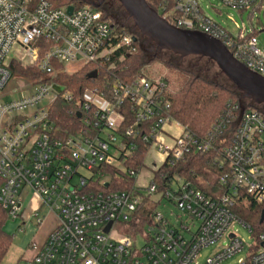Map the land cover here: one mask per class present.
Segmentation results:
<instances>
[{"label":"built area","instance_id":"1","mask_svg":"<svg viewBox=\"0 0 264 264\" xmlns=\"http://www.w3.org/2000/svg\"><path fill=\"white\" fill-rule=\"evenodd\" d=\"M220 1L240 12L264 11V0ZM158 14L176 27L219 40L235 59L264 77V49L253 30L244 26L231 32L205 12L200 0H164ZM135 37L90 5L0 0V94L12 79L13 60L44 74L32 82L31 93L0 102V203L9 216H22L23 191L31 189L40 200L31 212L36 223H44L43 209L58 220L44 243L30 245L33 256L26 264H200L201 251L225 238L233 222L252 231L233 206L242 192L264 201V112L230 104L226 117L198 136L173 117L169 80L141 74L130 82L112 76L106 89L87 88L76 101L81 115L76 132H64L50 119V107L59 96L74 101L73 93L53 79L55 63L69 71V63L110 62L118 53L117 60L122 61L137 51ZM15 48L23 52L21 57H11ZM126 103L134 124L122 130L125 117L120 109ZM126 137L132 139L125 142ZM138 137L148 146L145 160L151 150L160 160L157 165L153 159L149 183L138 186L135 181L126 190L102 189L110 185L113 174L137 180L144 165L136 169L126 162L138 147ZM218 144L223 151L222 194H207L179 173L160 172L155 178L164 164L173 165L191 149L207 153ZM110 167L116 172H108ZM169 203L176 208L174 220L159 210ZM144 206L147 223L131 232ZM118 223L123 227L116 229ZM228 236L230 243L203 264H223L245 248L236 233ZM139 237L144 240L141 246ZM259 241L260 249L238 264H264V231Z\"/></svg>","mask_w":264,"mask_h":264},{"label":"trees","instance_id":"2","mask_svg":"<svg viewBox=\"0 0 264 264\" xmlns=\"http://www.w3.org/2000/svg\"><path fill=\"white\" fill-rule=\"evenodd\" d=\"M50 1L57 6L70 4L76 6L89 5L83 0ZM146 1L158 13L160 4L164 2V0ZM90 6L112 19L119 30L132 33L125 24L114 17H110L101 4H90ZM167 21L174 25L171 19H167ZM136 45L138 47L137 51L133 54H126L122 61L117 60L119 53L113 56V59L117 61L115 67L111 69H109V66L113 59L110 62L89 63L74 71H66L64 64L55 63L57 72L53 79L64 89L71 91L74 96V101L71 102L59 96L51 105L49 116L57 127L67 133L76 132L81 128V120L77 114L79 107L76 101L83 96L87 88L97 86L101 89H106L105 83L109 82L113 78L112 76H118L120 79L130 82L138 75H147L145 70L154 62H161L177 73L178 87L169 94L171 113L176 120L187 126L198 136H205L218 119L225 118L230 110V104H241L240 95L235 90L208 80L191 69L169 63L161 57L147 58L146 52L140 46L139 39L136 41ZM10 67L12 76H19L21 80L33 82L44 76L36 67L22 64L19 61H11ZM95 70L98 71L97 78H89L88 75ZM107 91H109V88ZM120 110L125 117L122 123V130H125L134 124V116L127 103ZM131 139V137H126L124 141ZM135 141L138 143V147L129 155L130 158L126 163L130 168L141 169L144 165L148 146L143 143L141 137H138ZM221 162H223V151L219 144L214 150L207 153L191 149L183 159L173 165L164 164L156 172L155 178L159 176L160 172L179 173L183 179L191 181L207 194L220 195L225 191V188L220 184V175L224 170ZM106 170L110 173H115L117 169L110 167L106 168ZM135 181L133 177L113 174L110 185L108 187L102 186V189L106 191L131 189ZM161 183L162 187H165L164 182L162 181ZM1 185L2 179L0 177V187ZM145 211V206L141 207L137 215L140 220L138 223L133 222L131 224V232L132 230L133 232L141 230L145 226L147 223L143 217ZM233 211L243 222L251 226L252 235L260 243L259 235L264 231V221L261 222V215L264 212V201L257 202L251 196L242 192L233 206ZM8 218V211L0 203V264L4 261L13 244V235L5 228Z\"/></svg>","mask_w":264,"mask_h":264},{"label":"rangeland","instance_id":"3","mask_svg":"<svg viewBox=\"0 0 264 264\" xmlns=\"http://www.w3.org/2000/svg\"><path fill=\"white\" fill-rule=\"evenodd\" d=\"M83 1L89 5L101 4L110 17H114L125 24L132 34L138 37L140 46L144 52H146L147 58L158 56L167 60L169 63L191 69L208 80L215 81L225 87L235 90L240 95L243 108L253 107L264 112V99L246 94L244 90L237 87V85L218 67L215 61L199 54L181 52L171 47L162 46L155 38L149 36L136 25L135 20L128 15L119 0ZM200 3L208 15L218 22H221L231 32L236 34L239 29L244 26L248 31L253 30L259 40V46L264 49V11L252 12L251 9H247L240 12L224 7L220 0H200ZM22 55L23 52L15 48L11 57H21ZM66 67L69 71H74L80 68L81 64L69 63ZM145 73L153 78L164 77L168 79L173 92L178 87L177 73L161 62H154L149 65ZM32 84V82L21 80L19 76L13 75L12 79L7 83L0 94V102L26 96L32 92ZM153 159H157V165L160 164L159 157L151 150L145 160L144 167L137 177L136 184L138 186H146L153 176L155 171ZM36 199H38V197L33 190L25 189L22 195L24 213L22 216L18 217L9 216L7 219L5 228L13 235V244L2 264H26V260L33 256L29 248L30 245L33 243L40 244L41 239H43L47 232L57 224L58 220L56 215L49 212L47 209H43L42 211V213L45 214L44 223L41 225L36 223L35 219L31 216L32 207H34ZM37 205H35V208L38 207ZM159 210L172 220L175 219V215L172 213L173 210L174 212L176 211L174 205L169 203L167 207L160 206ZM121 226L122 225L118 223L115 227L116 229H120ZM231 232L236 233L240 239L245 241V248L241 252L225 260L223 264H238L241 258L245 259L250 252L260 249L257 239L252 235L249 229L239 221H235L231 225L225 238L217 244L209 246L201 251V256L199 257L200 264H203L207 257L212 256L223 246L230 243L228 235ZM137 242L138 245L141 246L144 240L139 237Z\"/></svg>","mask_w":264,"mask_h":264},{"label":"water","instance_id":"4","mask_svg":"<svg viewBox=\"0 0 264 264\" xmlns=\"http://www.w3.org/2000/svg\"><path fill=\"white\" fill-rule=\"evenodd\" d=\"M136 25L149 36L155 38L162 46L175 50L199 54L215 61L218 67L237 85L259 99H264V77L252 72L233 57L228 49L217 39L200 31L176 27L162 18L146 0H119ZM74 6L68 7L72 13ZM135 41L138 38L135 37ZM98 71L91 72L89 78H97ZM81 115L78 114V117ZM108 186V184H106ZM264 221V212L261 222ZM108 224L105 231L110 229ZM233 236V235H231ZM264 243L261 244L263 246Z\"/></svg>","mask_w":264,"mask_h":264},{"label":"crops","instance_id":"5","mask_svg":"<svg viewBox=\"0 0 264 264\" xmlns=\"http://www.w3.org/2000/svg\"><path fill=\"white\" fill-rule=\"evenodd\" d=\"M169 129L172 130V132H173V131H176V133L178 132V130H177L176 128H174V127H170ZM169 129H168V130H169ZM35 202H36L35 205L40 204L39 197H38V199H36ZM35 205H34V207H32V210L36 207ZM37 206H39V205H37ZM56 226H57V224H56L52 229H50V230L47 232V234L43 237V239H41L40 244H41V243H44V241L47 239V236L51 233V231H52Z\"/></svg>","mask_w":264,"mask_h":264}]
</instances>
